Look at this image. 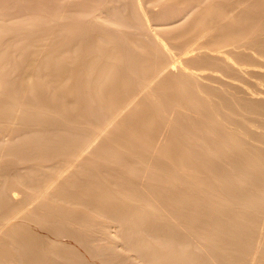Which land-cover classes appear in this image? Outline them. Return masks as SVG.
<instances>
[{
    "label": "rangeland",
    "instance_id": "1",
    "mask_svg": "<svg viewBox=\"0 0 264 264\" xmlns=\"http://www.w3.org/2000/svg\"><path fill=\"white\" fill-rule=\"evenodd\" d=\"M13 1H14V3L10 0H4V1L0 0V46L2 45L1 43L3 41L5 42L6 40H9V39H10L9 41L15 40L18 43V44L16 43V46H17L16 52L17 53H15V55H17L18 53L20 54L21 53L20 51L22 50L23 56L20 54L21 57H27V58H28V56L31 55V53L33 54L35 52V50H38V51L40 50L39 52L42 51L40 56L43 58H41V61H45L48 58L47 59L48 61L46 63L47 65L45 64L46 65L45 68L47 66L48 67L46 68V70L45 69L43 70V71H45V72H43L44 74L47 73L46 78L44 80L47 79L48 81L47 80L46 81L48 82V84L40 81L39 87L41 84L42 85L44 84L45 86L43 85V90H42V89H40V88H42V85L40 88L38 87V85H36L37 91L38 90H41V91L45 90L46 91V90H49L50 88H53L52 91H55V89H56L55 92H56V95L58 97H55V99H53L54 97L53 98H46L47 97L46 95H45V97H43L44 94L43 95L40 94V96L38 97V95H39L38 94V95H36L37 98H33V97H31L30 94L28 95V93L25 95L21 94L22 92H20V91H22V90L19 87H17V84H16L17 81L16 80L18 79L17 75L23 70V66H22L23 64H21L20 59H18V58L15 59V62H16V63L14 62L15 64L10 63L12 60L7 61V59L9 57H7L6 54L8 52L4 53L5 58L2 56L3 58L1 57V59H0V89H2L4 91H12L14 89L13 87H15L16 89L13 90L17 95V96L15 95L16 96V97H14L15 99L18 100V98L19 99L23 98L24 101L25 102L27 101L28 103L32 102V101H36V102H40V104H42V105L50 106V108L52 109L51 113H53V114H51L49 111L47 114H49L50 116L44 117L45 119H43V120H45V121L50 120L51 118H54V117L61 118L62 114H66V115H68V117H69V115L70 116L72 115V117L77 120L78 125L81 127L80 131L82 133L79 130H77L79 134H77V132H76V133H71V135L70 134L66 135V137H67L66 141L68 142V144L70 143L69 145H71V146H73L77 143L79 144V145H76V147H72V149H71V151L73 150V148L76 150V151L75 150L72 151L73 153L77 152V150L79 151V153H77L79 156V157L78 156L77 157L79 159H80L79 154H81V156H82V153H80V152H82V151H80L82 147H83L82 149H84L83 152L86 153V154L85 153H83V154H85V156H86L87 153L89 154V152H91L94 149H97L98 146H100L102 143H104V140H105L106 146H119L120 144H118V145H116V144L114 145L113 143L107 144L108 140L114 139V138L119 137V136H124L126 138V140H129L130 143L128 145L124 144V146L125 145L126 146H137V147L139 146L138 148H141L142 146H144L145 147L144 150H147V147L149 149H150V147H151V149H155L159 145L158 149H160V147L166 146V147H168L167 148L168 150L166 149L168 151V154H169V152H173L171 150H174L175 152L179 151V146H181V144L187 145V146H192V145H194V143L197 144L196 138L198 140L199 139L198 137H200V135H201V134L197 133V132H199L198 130H197V132L195 131L196 128H198V125H199V128L202 129V130L199 129L200 131H202V132H200V133H202V135H201L202 139L204 137L210 139L212 134L211 135L209 134L210 132H209V129L207 127L206 120H202V119H205L203 117V116H205V114H203L204 111L200 110V109L204 110L203 106L208 105V103L210 105H208V107H205V108H207L208 110L211 108L210 111L215 112V116H213L214 114L211 113L212 116L215 117V118H213V117L212 118H213V120L216 121V123L219 122L221 124V128H223L225 130H226V128L227 129L229 128L228 129L229 131L228 130H226V131L230 132V130H231V133L232 132L237 133L236 137L238 135L240 136V137L238 136L240 139L239 142L243 143V145L245 142H246L245 144H247L248 146L251 145L248 147L249 149L247 148L248 150L253 149V151H255V150H257V146H259L260 148L262 147V149H260L258 147V151L261 150L262 153L264 154V129H262V128H264V110H262V109H264V16H263L264 15V0H199V1L198 0H41V1L40 0H37V1L36 0H25V1L24 0H22V1L17 0L18 2L15 0H13ZM16 4H17V6H16ZM230 15H233V16H230ZM260 15H261V17H260ZM144 17H145V19H144ZM206 23L208 24V26H206L207 25ZM200 31H201V33H200ZM118 32H119V34H118ZM173 33H174V35H173ZM152 36H153V38H152ZM179 36H181L182 38ZM131 41H133V42H131ZM3 44L5 46V43H3ZM73 45H74V47L76 46L77 51H73L74 50ZM14 46H15V44H14ZM127 46H129V47H127ZM19 48H21L20 51H19ZM0 49H2V46ZM28 53H30V55ZM74 53H76V54H74ZM131 54H132V56H131ZM38 55H39V53H38ZM222 55H224V56H222ZM93 56L94 57L96 56L95 57L96 59ZM44 57H46V58H44ZM133 57H134V59H132ZM228 57H230V58H228ZM53 58H56V59L54 60ZM93 59H95V60H93ZM202 59L205 61V63ZM86 60H87V62H86ZM88 60H89V62H88ZM7 62H9L8 63L9 65L7 64ZM3 63H4V65H3ZM91 63H92V66L90 65ZM104 63H105V65H104ZM130 63H131V65H130ZM3 66H5V67H3ZM6 67H7V69H6ZM97 67H98V69H97ZM260 68H262V69H260ZM101 69H102V71H101ZM238 69H239V71H238ZM103 70H105V71H103ZM10 71L13 72V74L10 73ZM131 71H133V73ZM5 72H7L8 75ZM62 72H64V73H62ZM252 72H253V74H252ZM4 74H6V75H4ZM183 74H184V76H186L185 79H184ZM65 75H66V77H65ZM62 76H64V77L62 78ZM87 76H90L89 79ZM251 76H253V78ZM49 77H51L52 81H50L51 79ZM201 77L203 79H201ZM85 79H86V81H85ZM90 79H92L93 82ZM179 79H180V81H179ZM187 79H188V82H187ZM100 80H102L104 82L103 85L105 87L102 90L103 92L101 91L100 92L101 94L96 93V92L94 93V90L92 88H93L94 84L97 81L100 82ZM150 80H151V83H149ZM1 81H2V83H1ZM9 81L11 82L12 85H10ZM55 81H57V82H55ZM51 82L53 83V85H51L52 84ZM191 82H193V83H191ZM195 84H196V86H195ZM201 84H203L202 85L203 88H202ZM207 84H209V85H207ZM49 85L53 86V87H50ZM46 86H49V88ZM44 87H46V88L44 89ZM11 88H13V89H11ZM151 88H153V89H151ZM155 88H156V90H154ZM89 89H92L93 92L90 91ZM181 89H183L182 90L183 92L185 91L184 92L185 94L182 93ZM237 89H239V90H237ZM2 90H0V92H2ZM17 90L19 93L17 92ZM152 90L157 91L158 96H157L156 92H154V91H153L154 95L151 94ZM186 91H188V92L186 93ZM192 91H194V92L191 93ZM248 91H250V92H248ZM126 92H127V95H126ZM175 93L176 94L179 93L178 94L179 97ZM132 94H134V95H132ZM150 94L154 98L156 96L157 97L155 99H152ZM155 94H156V96H155ZM173 94H175V95L173 96ZM180 94L183 97L180 96ZM189 94L191 95L190 98H189V96H187ZM170 95H172V96L170 97ZM196 95L198 98L194 99V98H196ZM206 95H207V97H206ZM2 96L3 97H0V117H2L4 115L9 116L8 119H11V121H13V123L9 122L8 124L11 123L10 125L14 127V128L13 127H10V128H12L14 133L18 132V131H19V133H15V134H18V136H17L15 134H13V132H9L10 129H8V128L10 125L8 126V128H5V127H7L8 124L5 123L6 126H5V124H3V125L0 124V156H1L0 157V167H2L1 168L2 172L0 170V172H1L0 174H3V172L8 173L14 167L15 168L20 167V169H22V166L25 167V165H27L28 163L33 161V160L29 161V158H31L32 156L28 152L25 151L27 149H23V147H25V146L26 147L28 146V148H29V146H30L29 143H31L32 139L34 141V143H32V144L40 145V140L47 138L49 136L50 137L48 139L53 137V135H51L47 131L46 128H39L40 129L39 132L28 133V131H30V129H28V128L24 129L23 126L21 125V122L23 121L24 117H27V115H28V114L26 115L27 109L24 110L23 109L24 107H22V106L20 107L19 106L20 102L17 103V105H16V102L13 103V105H14V108H13V105H11L10 103L8 104V102L6 100V99H9L8 101H10L11 96L10 97H8V96L6 97V95H2ZM103 96H104V98H103ZM164 96H168V98L167 97L165 98ZM241 96H242V98H241ZM115 97H117V98H115ZM180 97L183 98V101H182V99H180ZM200 97H202V98L205 97V99H208V101L204 99L203 102H201L202 99ZM1 98L5 101H3ZM178 98H179V100H178ZM235 98L237 100H240V101H237ZM186 99L187 100L189 99L190 101L186 102ZM225 99H227V101H225ZM194 100H196L197 102L194 103L195 102ZM198 100L202 104L201 107L197 104L199 102ZM153 101H155V102H153ZM192 101H194V102H192ZM230 101H231V103H230ZM234 101H236V103ZM241 101H242V103H241ZM252 101L253 102L255 101L254 102L255 104ZM136 102H137V104H136ZM200 102H199V104H200ZM225 102H227V103H225ZM164 103H165V105H164ZM247 103H248V105H247ZM252 103L254 104L253 106H252ZM157 105L160 106L161 109H159V107H158V109L160 111L157 109ZM190 107H191V109H190ZM237 107H239V108H237ZM226 108H228L227 111L225 110ZM55 109H57V112H54ZM63 109H64V112H63ZM233 109H235V111ZM255 109H257L258 111ZM198 110L201 111L203 115L200 114L201 112H199ZM156 111H159L160 113L156 112ZM162 111H163V113H162ZM222 111H223V113H222ZM211 114L209 113L210 116H211ZM112 115H113V117H112ZM122 115H124V116H122ZM173 116H174V118H173ZM188 116H189V120L187 119ZM229 117H230V119H229ZM177 118H178V120H177ZM216 118L218 120H216ZM222 118H224V119H222ZM261 118L263 119V121H261L262 120ZM192 119H193V121H192ZM196 119H198V120L196 121ZM241 120H242V122H241ZM188 121L191 122L192 124L189 123ZM146 122H147V124H146ZM224 122H226V123H224ZM227 122H229L231 125L229 123L227 124ZM180 123H187L188 128L194 129V131L189 130L187 127H185L184 124H182L183 125L182 127H184L185 129H188V131L186 133H185V129H184V132L180 131V129L182 130V127L181 128L179 127ZM249 123H250V125H249ZM261 123H263V124H261ZM220 124H218V125L220 126ZM191 125H194L193 127H196V126L197 127L193 128ZM241 125H242V127H241ZM246 125H247V127H245ZM126 127H128L132 131H130ZM137 127H139V128H137ZM238 127H241V128H238ZM247 128H248V130H246ZM150 129H151V131H150ZM15 130H17V131H15ZM101 130H103V131H101ZM157 130H159V131H157ZM251 130H253V131H251ZM260 130H262V131H260ZM23 131H26L27 134L22 136L21 132H23ZM162 131H163V133H162ZM166 131L168 134L166 133ZM190 131H191V134L189 133ZM243 131H246V133ZM247 131H248V133H247ZM195 132L197 133V137H195L196 135H194V134H196ZM241 132H243V133H241ZM257 132H259V133H257ZM187 133H189L188 136L189 135L191 136V137L189 136V138L191 140H193V141H189L190 144L188 142H186L187 144L184 143L185 141L190 140V139H188V136L186 135ZM254 133L256 134V136ZM261 133H263V134H261ZM81 134H82V136H81ZM88 136L92 137V138L89 139ZM163 136H165V137H163ZM98 137H100V138H98ZM178 137L181 138L182 142H180L181 140ZM185 137H187L188 140L183 141ZM14 138H16V139H14ZM176 138L178 139V141L176 140ZM241 138H243V139H241ZM12 139H13V141H12ZM139 139L141 142L139 141ZM36 140H39V142H36ZM54 140H57V139H54ZM131 140H133V141H131ZM174 140H176V141H174ZM14 141H15V143H13ZM247 141H248V143H247ZM74 142H75V144H73ZM178 142H180L181 144ZM251 142H252V144H250ZM135 143H138V144H135ZM155 143H156V145H154ZM191 143H192V145H191ZM12 144H14V146L18 147V148L22 147L21 149H23L25 152H22V153H21V151L9 152L7 149L10 146H13ZM149 144H150V146H149ZM173 144H174V146H173ZM176 144H178V145H176ZM199 144H202V143H199ZM85 145H86V147H85ZM121 145L123 146V144H121ZM46 146H50V144H48ZM64 146H66V145H64ZM77 146L79 148H77ZM101 146H105V144L104 145L102 144ZM175 146L176 147L178 146V148H175ZM36 147L42 148L40 146H36ZM87 147H89V149ZM219 147L220 148H218V147L214 148V151L216 149V151L218 150L217 153L219 151H220V153L222 151H224V153H225V150H226L225 154L227 155V152L230 149L227 147V144L225 147L224 146H219ZM223 148H224V150H223ZM85 149L86 150L88 149V150L86 151ZM112 150H113V148H112ZM142 150H143V148H142ZM115 151L117 152L118 150H115ZM120 151L121 150H119L118 152L121 153ZM125 151L126 150L123 151L124 152L123 154H125ZM208 151H206V152L207 153L212 152V151H209V152ZM73 153H72V155L71 154L68 155V153L66 154V155H68V157L66 156V158H71L72 163L76 162V161H73L74 159H72V157L75 158L74 156L76 155ZM207 153H206V155L208 156ZM218 154H216V156ZM210 155H211V157H214V161L215 162L218 161L217 163L219 164L220 161L216 159L218 157H215V154L214 155L210 154ZM89 156H91V155H89ZM84 157H81L80 160H82V158L84 159ZM86 157H88V155ZM211 157H209V158H211ZM224 157H225V155L223 156V154H220L218 159L223 158L221 161L222 163L221 162L220 163L226 167L225 162H224L225 161ZM76 159L77 158H75V160ZM206 159H207L206 165H209V166L211 165V167L213 164L217 165V164H215V162L212 163L213 161H210L212 164H208L209 159L207 157H206ZM67 160L70 161V159H66L64 162H66ZM211 160H213V159H211ZM193 161L195 162L194 158H193ZM101 162L105 163L106 161L101 160ZM194 162H192V165ZM22 164H24V165H22ZM61 164L62 165L65 164V166L60 165V168L58 166L59 169H61V167H62V171L57 168L56 171L59 170L57 172V174H56V171H53V172H55V175H57V177L56 176L54 177V174L52 173L53 177H51V178H53V180H54V178L56 179L59 176L61 178V175H62V179H63V177L65 178L66 177L65 175L68 174V173L67 174H65V173L67 171L69 172L68 169L70 168V166H71V168L72 167L74 168V166H75L74 164L68 163V161L66 163H61ZM72 165H74V166H72ZM222 165L219 164L217 166H222ZM227 165H229V164H227ZM66 166H67V168L69 166V168L67 169ZM196 166L197 165H195V167ZM63 167L67 171L64 170ZM136 167L132 168L131 171L128 168L127 172H130V174L132 173L131 175H133L134 173H137V175L136 174L135 175L139 176V177H137V179L139 178L140 181L148 180L149 175L147 176V172H146L147 170L146 171L144 170L145 167L140 166L141 168H143V171H145V172H143V174H142V169L139 167L141 169V171H140V169L138 167H137L138 168L137 169ZM10 168H12V169H10ZM73 168L70 169V171L74 170ZM199 168L194 169V167H193V169H194L193 171H195V170L199 171L201 169L202 173H204V174H205V172L206 173L209 172L208 169L207 170L205 169V172H204L202 167L200 169ZM227 168H228V170H231L229 168V166H227ZM63 170L66 172H64ZM138 170L141 172V174L138 173L139 172ZM201 170L199 171L200 173H201ZM190 172H191V175L186 178V179L190 178L188 185H187V182H185V184H183L184 182L182 183V180H184V179L175 180L176 182L173 185L177 184L178 187H180V188L182 186H183L182 188H184V187L186 188V186L187 187L190 186V188L189 187L188 188L190 189V191L192 189L193 195H194L195 193H198V192L195 189H193V187L198 188L199 186H201L199 184V183H201V180L203 182L204 179L207 180L210 176H209V174H205L208 177L206 176L207 178L205 177L203 179V177L205 175L202 174L203 176L202 175L200 176L199 175L200 173L196 172V174L198 173L197 175H199V177H198L196 174L193 173L195 178L197 177L196 179H199L200 180L199 181V180H196L194 177L192 179V177H191L192 176V170ZM60 173H62V174L59 175ZM69 173H72V171ZM63 174H65V175H63ZM49 175L51 176V174H49ZM49 175H48V178L50 177ZM69 175L70 174H68L67 177ZM128 175H129V173H128ZM141 175H143V177ZM46 179H47V177H46ZM194 179L196 182L194 181ZM210 179H211V177H210ZM50 180L51 181H49V179H48L47 183L51 182L52 185H50V184L49 185L52 187L55 186V185H53V184H55V182H54L55 180L53 181L54 183L52 182V179H50ZM58 180L59 179H57V181ZM211 180H209V179L207 180L208 184L206 182V186L207 185H209V186L213 185L215 179L212 180L213 183H210ZM46 181L44 183L46 184V186H49L46 183ZM177 181H180L181 184H183V185L180 186L181 184L179 182L177 183ZM190 181H192V182H190ZM197 181H198V184H197ZM193 182H195V183H193ZM216 182L217 181H215V183ZM191 183H193L192 184L193 186L191 185ZM11 184L12 185L14 184L16 186L17 183L16 182L10 183V184L8 183L7 186L5 185V187H7V188L9 187L8 189L7 188H5V189L7 190V192L9 194H11V196H10L11 197L10 199L12 200L11 204L16 205V206L19 205V207L21 208V210H20V208L19 209L16 208L17 209L16 212H18V214L15 213V215H17V216L20 215L19 218H21L22 217L21 215H24V213H22V212H25V213L30 212V214L33 211H34V213L36 212L39 214L42 212L46 213L45 212L46 209L42 208L41 207L42 205H40V202L36 201L35 195L33 197L31 196L33 198L32 199L30 197V195L29 196L27 195L28 193H25L26 191H23L24 188L22 189L19 186L15 187L14 185L12 186ZM195 184H197V185L195 186ZM191 186H192V188H191ZM204 186H205V184H204ZM178 187H176V188H178ZM188 188H186V190L184 189V193L182 191H181L182 193L179 192L181 195L176 194V197L178 196L179 198L177 197V199H175V197H174L175 201L174 200L173 201H174V203L176 202L175 204L179 205L178 206L179 211L185 212L187 210L186 209L187 207H189V209L191 207H192V209H195L192 205H191V207H190V205L185 207L186 205H184V204H186V203H184V202L185 201L192 202V201H194L195 197H198L200 199L199 196L202 193L199 190L200 187L197 189L199 191L198 195L199 194L200 195L195 196L193 199L191 198L193 196L188 198L190 195L188 196V193L185 192V191H189ZM204 188L205 187H203V189ZM207 188L202 190V186H201L202 191H205ZM11 189L14 192L13 191H12V193L9 192V191H11ZM15 189H16V191H15ZM194 191H196V192L194 193ZM206 193L207 192H205L204 194L207 195L208 193L207 194ZM24 194H26V196H28V198H31V199H28ZM189 194H190V192H189ZM12 195H14V196H12ZM182 195H184V197H186L188 199L184 201L185 198ZM203 195H201L202 201H204V199H206L207 196L210 194H208L207 196H204L206 198H203L202 197ZM218 195H220V194H216L217 197H220ZM180 196H182L181 197L182 199L180 198ZM216 196H214V197H216ZM12 197L15 198V201L17 200L16 203L13 200L14 198H12ZM217 197H216V199H218ZM180 199L183 201V203L178 204V202H181ZM191 199H192V201H191ZM196 200H195V202H199ZM154 201L158 204L159 208L161 207L159 209L160 213H163L166 215V213L168 214L171 212L172 215L174 214L173 215L174 217L176 216L174 218V217H172L171 214L170 215L168 214V217L169 218L171 217V222H173L175 220L173 223L178 224V225L176 224V226H178L177 229L178 228L182 229L181 227H183V229L185 228L184 231L182 230L183 232H185V233L189 232L188 238H190L189 239L190 243H191L190 246L193 249H195V250L197 249L200 252H203L202 251V249H203V250H205V252H204L205 254L209 252L208 255L210 256V259L208 256V258H206V260L208 259V261L212 262L213 264H217V261H218V264H219L218 258L216 257L217 260H215V255H212L214 253V252H212L213 248L211 251V249L209 247L211 246V243L215 239V236H216V238L219 237L220 239H222L221 235L222 234L224 235V232H225V230L222 229L223 226H222V228H219L220 230L216 229V231L218 232V230H219L220 233L223 231L221 234L217 233L214 230H213L214 233H212L213 231H210V230H212L213 227L211 229V225H208L210 227V229H209V227L207 226V230H208L207 233L208 232L211 233L210 235L215 234V236L213 235L214 237H212V239L210 236H207V237H210V239H211V240L209 239V242L211 241V243H207L208 241L206 239H208V238L207 237L205 238V235H203L204 232L201 233L200 235H197V236L203 235L204 237H196V234L189 230V228L190 229L193 227L195 228V225L193 224L194 226H192L191 223L195 222V221L197 222V220H199V219L201 220L202 215L205 214V213L203 214V210L202 211L200 210L201 209L200 207L195 209V210H197L196 211L197 214L195 213L194 210H190V211H194V213L196 214V215L193 213H192L193 215L191 214L193 217L195 215L194 220H195V218L197 219V217L200 216L199 219H197L195 221H192L193 219L191 220L192 217L190 215V211H188L189 213L187 212L188 213V222H187L188 225L186 224V222H184L188 227L190 226L187 229V226L185 227V225L182 221H181V223L183 225L179 222L180 219H178V218H180V217H178L175 214V213H177V210L174 209V207H176L177 205L173 204L174 207H171V208H173V210H176L174 212L171 209L173 211V213H172V211L170 210V208L167 205H165L167 207L164 206V208H163L164 204L160 205L164 202L163 196H161L160 198H157L154 196ZM23 204H25V205H23ZM191 204H193V203H191ZM218 206L219 205L217 204V207ZM29 207H30V209H29ZM162 208H163V210H162ZM214 208H216V207L214 206ZM221 208H222V206H221ZM221 208H219V210ZM22 209H23V211H22ZM24 209H26V210H24ZM27 209H29L30 211H28ZM31 209H32V211H31ZM252 209H254V208H252ZM15 210L14 211L10 210L11 212L10 213L7 212V215H8V213L9 214H11L12 212L14 213ZM213 210H214V212H216L215 209H213ZM216 210H217V212H216L217 214H221V212H222L221 210L219 212H218V209H216ZM229 210H230V208H229ZM236 210H239V208L237 207V209H235V211ZM6 211H8V210H6ZM232 211H234V210H232ZM253 211H251L250 213L254 214ZM255 211H257V210H255ZM262 211L263 210L260 211L261 215L259 214V212H257V214L255 213L256 215L259 214L258 216L260 218L258 220L259 224L257 226H256V223L254 221L255 225L253 228L256 227L257 230H255L256 228L253 230H255L257 232L252 231L251 230L252 226H250V228H249L248 227L249 225L247 223L245 225L244 221H243L244 223H242L241 225L238 226V223H236L237 224L236 225L235 224V222H237L236 219H234L235 222L233 221L234 225H232L231 221L228 224H224L225 227H230V228H231V225L233 227L236 225L238 227V229L241 227L243 228V226L245 225L249 229V235H252V233L255 232L257 235H252V237H253V238L251 237L252 240H249V238H247V240L245 239L247 243L249 241V243H250L249 245L251 246V248L253 250H250V248H248L249 245H247L246 242H244L245 240L243 238L248 237V235L246 234L247 236H244L245 235L244 233L247 230V228L245 229V231L243 228V232H244L243 234L244 235L243 234L242 235L244 237L242 236L241 238L244 241H242V242L245 243L244 246L247 245V249L250 250L251 252L250 251H249V253L244 252L246 254V257H245V254L243 252L242 253L240 252L241 256L244 257V258H242L240 256V254H238L239 251L237 252V249H238L237 247L240 246L239 243L241 241L239 243L236 242V241H239L240 237L237 238L236 241H234L235 238L232 239L230 237V240L232 239V241H234L233 243L238 244V245L235 244V248H234V246L232 245V242L228 239L229 236L227 235V237H223V240H221V241L219 240V238L216 240H217V242L219 241V242L223 243L222 241H225V239H227V243L229 242L228 245L231 244L234 251H231L232 249L231 250L227 249V247H230V246H226V244L224 245V243L223 244L219 243V246L221 245V248H223V252H222L221 248L219 249V250H221L220 252H222V254H219L220 256L226 255L228 257V255H230L232 257V255L235 254V255H237V257L233 256V259L237 260L238 257H239V259H243V260H238L237 262L234 261L233 262L234 264L235 263L236 264H245L246 262H247L246 264H264V253L262 252V251H264V248H263L264 247V244H263L264 243V238H263L264 237V235H263L264 234V231H263L264 230V220H263L264 216L262 215ZM19 212L21 214H19ZM13 213L11 214L12 217L14 215ZM205 215H206V217H205ZM205 215L202 219L203 221H204V218H208L207 217L208 215L207 214H205ZM17 216L15 218H17ZM251 217H252V220H250L248 218L250 221H253V219L256 218L255 215H254V218H253V215H251ZM19 218L15 219V221L19 220ZM172 219H173V221H172ZM181 219H182V217H181ZM248 219H247V221H248ZM200 220L197 223L202 222ZM205 220H207V219H205ZM196 222H195V224L197 225ZM260 222H262V224H260ZM2 223H0V224H2ZM25 223L26 224L22 225V226H24L22 228L24 229L26 226H28V228H26L27 230L32 228L31 229L32 231L30 232L31 234L33 233V231L34 232L36 231L35 233H37V234H40V233L45 234L46 233L48 236L53 238L54 243H56L57 245L53 243L52 246L50 245L51 248H48V249H49V252L51 251V254L53 253V255L50 254L51 257L55 255L54 253L57 250H62V252L60 251L61 253L59 252L61 258L59 257V255L57 256V254H56V256L61 260L60 261L57 258V260H59L58 261L59 263L60 262L63 264L67 263V259L70 257V259H68L69 261L67 263V264H70L73 261V258H74V261H76L80 256L81 257L83 256V259H84L83 261H85V263H88V264H91L92 262H93L92 264H96V263L97 264H113L115 261L116 262L114 264H117L118 262H120L119 264H121V263L125 264L123 262H126V261L128 262V264L129 263L130 264L131 263L132 264L133 263L138 264L137 261L140 262L139 264H149V263H145V261H143V260H140L136 256H132V253L134 250L129 251L131 256H127V251H126L127 249L125 251L123 250L124 253L121 251V249H119L121 252L119 250H117V251H119L120 253H123L124 256L126 255L127 259L124 261H121L124 258L123 259L122 258H116L115 254H113V251H111V250L115 249V251H116V249H118V247H120V246H122V248H124V245H123V243H122V245H120L121 239H120V237H118V234H117L118 232L116 233V230L114 231V229H116V228H114L111 225L113 227V229H112V227H110V224H107V225H105L106 223L104 224V228H107L108 231H106L107 229L106 230L104 229L105 232L102 230L101 233L103 232V234L96 233V232H99L101 230V229L99 230L98 227L95 228V227L81 226V228H82L81 229L79 225H76V226L71 225L72 228L69 225L68 226L65 225L64 228L63 227L60 228L62 230V233H61V231L58 230L59 232L54 231V233L57 232V235H53L52 233L47 232V228L45 231V227H43L42 224H41L42 227L40 225V227H41L40 228L39 225H37L35 222H31V221L29 222L28 220H25ZM27 223H29V224L27 225ZM251 223H253V222H251ZM251 223H249V224L251 225ZM3 224L5 225V223H3ZM3 224L1 226H3ZM175 224H173V225L175 226ZM199 225H200V223H199ZM199 225H197V226H199ZM74 226L77 229L80 228L79 231H81V232H84L83 227H85L84 233H87V235L90 236L89 239L86 238L88 236L84 237V234L80 235L81 233H79L77 235H72V237H70L71 235H68V234H71V233L76 234V232L77 233L79 232L77 229L75 230ZM77 226H79V227H77ZM176 226H175V228H176ZM6 227H7V225L4 226L3 229L2 228L0 229L1 235L3 234V232H5L3 230H8L7 232L9 234L10 233L14 234V235L10 234L12 238H13V236L15 237L12 239L13 242H14V240H16V238H18V240H19L20 238L23 237V235L21 233H18V235L16 234L17 230L15 231L12 229L13 231H15V233H14L12 230L9 231V229L11 227L9 229H8V227L6 229ZM66 228H68V229L65 232ZM86 228H87V231H86ZM242 228H241V230H237L236 227L234 229H236L237 231H240V233H241ZM63 229H65V230H63ZM180 229H178V230H180ZM204 229H206V228H204ZM88 230L91 233L93 231L94 232L96 231L94 234L95 236L93 234L90 235ZM185 230H187V231H185ZM68 231H70V233H68ZM203 231H205V230H203ZM58 233H60V235H58ZM66 233H68V234L66 235ZM207 233H205V234H207ZM240 233L238 232V234H240ZM5 234L6 233H4L2 236L0 235L1 236L0 239L5 238L6 235L8 236V234H6V235ZM19 234H21V236H19ZM107 234L109 236H107ZM111 234L116 236V238L117 237L118 238L116 239ZM218 234H220V235L218 236ZM104 235H106L107 238L108 237L109 238L108 239L105 238L106 236H104ZM207 235H209V234H207ZM74 236H76V237H74ZM111 236L113 238H111ZM11 237H9L10 239L8 238L9 241L11 240ZM81 238H83V239H81ZM202 238L203 239L205 238V239L203 240ZM259 238H261V239L259 240ZM110 239H113L115 245H114L112 240H111L112 242L110 241ZM198 239H199V241H198ZM115 240H117V241H115ZM56 241L57 242L59 241L58 242L59 244ZM85 241L86 242L90 241V242H88L89 243L88 244ZM16 242H18V241L16 240L15 244H12V246H14V249L16 247L15 245H18V243L16 244ZM20 242H22V241H20ZM26 242H27V240H24L23 243H21L22 245L20 247L19 246L18 247L21 248V249H19V252L21 251L20 258L27 261V263L30 260L31 261L29 263H31L32 261H34V259L36 257L37 258L39 257L38 258V259H40L39 261H41V259L45 260L46 257H48V256L45 257V254H44V257H42L41 254H38V256H36V257L32 256V255H31V257H29V255L32 254L31 251H30V254H27L28 256L23 255L22 252L25 249L24 247H26V249H28V247L31 245V244H29V246H28L29 240H28V243H26ZM65 242H67V243H65ZM110 242L112 243V246H111ZM257 242H259V243H257ZM61 243H63V244L65 243V244L61 245ZM102 243H105L106 245L102 244ZM24 244H27V246ZM91 244L95 248L91 246V248H92L91 249L90 247L87 246V245L90 246ZM101 244H102V246H101ZM107 244H109L111 248L116 247L117 245H119V246H117L116 248H112L111 250H108L109 246ZM203 244H205L210 250L206 251V249H208V248ZM207 244H210V246H208ZM243 244H242V246H243ZM74 245H76V246H74ZM200 245H201L202 249H201ZM54 246H56V247H54ZM204 246L206 249L203 248ZM244 246H243V248L246 249ZM66 248H67V250H66ZM73 248H75L74 250L77 252V254H79V252H80V254H81V252L83 254V255L82 254L79 255L78 258L76 255V260H75V257L73 256V254H76L75 251L72 250ZM225 248L228 251H230V252H227L229 254H225L226 253ZM105 249H107V250H105ZM189 249H191V248H189ZM242 249H241V251H242ZM64 250H65V252H63ZM104 250L107 252V254ZM26 251H24L25 254H26ZM66 251H67V255H66ZM99 251L100 252L102 251V252L100 253ZM110 251L112 252L113 255L111 254ZM214 251H216V250H214ZM94 252H96V253H94ZM98 252L100 253V255ZM129 252H128V254H129ZM220 252H218V253H220ZM27 253H28V251H27ZM216 253H217V251H216ZM250 253H252L251 256H250ZM259 253H261V254H259ZM21 254L23 255L22 257H21ZM33 254L37 255L36 253H33ZM95 254H98L97 257ZM63 255H65V256H63ZM84 255H85V257H84ZM133 255H134V253H133ZM135 255H137V254H135ZM110 256H113V257L115 256V257L113 259V257H110ZM224 256H221L223 261H224V259H226V258H224ZM131 257H133V258H131ZM231 257H228L227 258L228 260H225V262L227 263V261H229L228 262V264H229L231 261V260H229V258L231 259ZM32 258H33V260H32ZM43 258H45V259H43ZM129 258H130V260H129ZM135 258H138V260ZM256 258H258V259H256ZM27 259H29V260H27ZM86 259H87V262H86ZM132 259L134 262L132 261ZM233 259H232V261H233ZM64 260H66V261H64ZM88 260L91 263H89ZM106 260H107V262H106ZM17 261H19V260L17 259ZM20 262H21V260H20ZM127 262H126V264H127ZM141 262H143V263H141ZM238 262H240V263H238ZM241 262H243V263H241ZM212 263H210V264H212ZM233 263H231V264H233Z\"/></svg>",
    "mask_w": 264,
    "mask_h": 264
},
{
    "label": "bare ground",
    "instance_id": "2",
    "mask_svg": "<svg viewBox=\"0 0 264 264\" xmlns=\"http://www.w3.org/2000/svg\"><path fill=\"white\" fill-rule=\"evenodd\" d=\"M2 1H4V0H2ZM10 1H12L13 3H14V1L13 0H10ZM15 1H17V0H15ZM19 1V0H18ZM17 1V2H18ZM22 1V0H21ZM25 1V0H24ZM37 1V0H36ZM41 1V0H40ZM199 1V0H198ZM95 2V1H94ZM39 4V3H38ZM42 4V3H41ZM246 4V3H245ZM15 5V4H14ZM16 6H17V4H16ZM139 7V6H138ZM137 7V8H138ZM205 8V7H204ZM149 9V8H148ZM190 9V8H189ZM249 9V8H248ZM150 10V9H149ZM148 10V11H149ZM152 11V10H151ZM225 11V10H224ZM236 11V10H235ZM101 16V15H100ZM143 16V15H142ZM176 16V15H175ZM230 16H233V15H230ZM264 16V15H263ZM206 17V16H205ZM260 17H261V15H260ZM97 19V18H96ZM144 19H145V17H144ZM183 19V18H182ZM69 20V19H68ZM251 20V19H250ZM192 21V20H191ZM249 21V20H248ZM252 21V20H251ZM101 22V21H100ZM207 22V21H206ZM219 22V21H218ZM236 22V21H235ZM253 22V21H252ZM143 23V22H142ZM160 23V22H159ZM62 24V23H61ZM145 24V23H144ZM207 24V23H206ZM249 24V23H248ZM143 25V24H142ZM147 25V24H146ZM213 25V24H212ZM144 26V25H143ZM206 26H208V24L206 25ZM147 27V26H146ZM152 27V26H151ZM211 27V26H210ZM71 28V27H70ZM159 28V27H158ZM166 28V27H165ZM207 28V27H206ZM64 29V28H63ZM155 29V28H154ZM189 29V28H188ZM6 30V29H5ZM245 30V29H244ZM192 31V30H191ZM102 32V31H101ZM110 32V31H109ZM122 32V31H121ZM126 33V32H125ZM200 33H201V31H200ZM118 34H119V32H118ZM154 34V33H153ZM161 34V33H160ZM205 34V33H204ZM126 35V34H125ZM173 35H174V33H173ZM117 36V35H116ZM201 36V35H200ZM65 37V36H64ZM94 37V36H93ZM179 37H181V36H179ZM221 37V36H220ZM257 37V36H256ZM121 38V37H120ZM129 38V37H128ZM152 38H153V36H152ZM182 38V37H181ZM190 38V37H189ZM93 39V38H92ZM95 39V38H94ZM127 39V38H126ZM130 39V38H129ZM167 39V38H166ZM225 39V38H224ZM10 40V39H9ZM9 40H6L5 42L3 41L1 44V46H2V49H0V59H1V57L3 56L4 57V53L6 52H8L6 55H7V57H9L8 59H7V61L8 60H12L10 63H14L15 62V59L16 58H18V59H20V62H21V64H23L22 66H23V70L17 75V77H18V79L16 80L17 82H16V84H17V87H19L22 91H20V92H22L21 94H23V95H25V94H27L28 93V95L30 94L31 95V97H33V98H37L36 97V95H38V97L40 96V94H44V96L43 97H45V95L47 96L46 98H53V99H55V97H58L57 95H56V89H55V91H52V89L53 88H50L49 90H44V91H41V90H38L37 91V86L36 85H38V87H39V84H40V81H42V82H44V83H47L48 84V80L46 81V80H44L45 78H46V75H47V73L46 74H44L43 72H45V71H43L44 69L46 70V68L48 67H46L45 68V66L47 65L46 63H47V59L45 60V61H41V58H43V57H41L40 55H41V53H42V51L41 52H39L38 50H35V52L32 54L31 53V55H30V53H28L30 56H28V58L27 57H21V55H22V50H21V48H19V51L21 52L19 55L17 54V55H15V53H17L16 52V48H17V46H16V41L15 40H13V41H9ZM122 40V39H121ZM131 40V39H130ZM133 40V39H132ZM202 40V39H201ZM134 41V40H133ZM133 41H131V42H133ZM199 41V40H198ZM253 41V40H252ZM38 42V41H37ZM83 42V41H82ZM197 42V41H196ZM242 42V41H241ZM3 43H5V46H4V44ZM170 43V42H169ZM173 43V42H172ZM176 43V42H175ZM259 43V42H258ZM14 44H15V46H14ZM18 44V43H17ZM80 44V43H79ZM130 44V43H129ZM132 44V43H131ZM236 44V43H235ZM239 44V43H238ZM242 44V43H241ZM125 45V44H124ZM208 45V44H207ZM253 45V44H252ZM255 45V44H254ZM1 46H0V48H1ZM193 46V45H192ZM202 46V45H201ZM5 47V48H4ZM73 47H74V45H73ZM72 47V48H73ZM127 47H129V46H127ZM133 47V46H132ZM172 47V46H171ZM170 47V48H171ZM69 48V47H68ZM103 48V47H102ZM122 48V47H121ZM185 48V47H184ZM187 48V47H186ZM203 48V47H202ZM71 49V48H70ZM181 49V48H180ZM42 50V49H41ZM56 50V49H55ZM68 50V49H67ZM72 50V49H71ZM70 50V51H71ZM105 50V49H104ZM183 50V49H182ZM262 50V49H261ZM18 51V52H19ZM37 51V52H36ZM73 51H77L76 50V46L74 47V50ZM116 51V50H115ZM246 51V50H245ZM117 52V51H116ZM191 52V51H190ZM38 53H39V55H38ZM71 53V52H70ZM110 53V52H109ZM74 54H76V53H74ZM138 54V53H137ZM239 54V53H238ZM129 55V54H128ZM23 56V55H22ZM25 56V55H24ZM131 56H132V54H131ZM136 56V55H135ZM141 56V55H140ZM222 56H224V55H222ZM253 56V55H252ZM2 57V58H3ZM47 57V56H46ZM46 57H44V58H46ZM73 57V56H72ZM87 57V56H86ZM94 57V56H93ZM96 57V56H95ZM94 57V58H95ZM129 57V56H128ZM142 57V56H141ZM5 58V57H4ZM124 58V57H123ZM209 58V57H208ZM226 58V57H225ZM228 58H230V57H228ZM54 60L56 59V58H53ZM96 59V58H95ZM95 59H93V60H95ZM132 59H134V57L132 58ZM131 59V60H132ZM201 60V59H200ZM203 60V59H202ZM91 61V60H90ZM136 61V60H135ZM198 61V60H197ZM204 61V60H203ZM250 61V60H249ZM9 62H7V64L9 63ZM18 62V61H17ZM45 62V63H44ZM86 62H87V60H86ZM88 62H89V60H88ZM92 62V61H91ZM6 63V62H5ZM16 63V62H15ZM14 63V64H15ZM56 63V62H55ZM85 63V62H84ZM93 63V62H92ZM92 63L90 64L91 66H92ZM97 63V62H96ZM204 63H205V61H204ZM255 63V62H254ZM46 64V65H45ZM86 64V63H85ZM242 64V63H241ZM3 65H4V63H3ZM9 65V64H8ZM7 65V66H8ZM79 65V64H78ZM96 65V64H95ZM104 65H105V63H104ZM103 65V66H104ZM130 65H131V63H130ZM16 66V65H15ZM89 66V65H88ZM87 66V67H88ZM186 66V65H185ZM194 66V65H193ZM227 66V65H226ZM250 66V65H249ZM3 67H5V66H3ZM84 67V66H83ZM138 67V66H137ZM189 67V66H188ZM228 67V66H227ZM230 67V66H229ZM233 67V66H232ZM247 67V66H246ZM259 67V66H258ZM2 68V67H1ZM75 68V67H74ZM213 68V67H212ZM255 68V67H254ZM6 69H7V67H6ZM97 69H98V67H97ZM135 69V68H134ZM168 69V68H167ZM228 69V68H227ZM237 69V68H236ZM260 69H262V68H260ZM90 70V69H89ZM94 70V69H93ZM132 70V69H131ZM76 71V70H75ZM91 71V70H90ZM89 71V72H90ZM101 71H102V69H101ZM103 71H105V70H103ZM115 71V70H114ZM140 71V70H139ZM192 71V70H191ZM238 71H239V69H238ZM251 71V70H250ZM66 72V71H65ZM77 72V71H76ZM75 72V73H76ZM132 73H133V71H131ZM167 72V71H166ZM199 72V71H198ZM5 73H7V72H5ZM10 73H12L13 74V72H11L10 71ZM62 73H64V72H62ZM121 73V72H120ZM142 73V72H141ZM154 73V72H153ZM193 73V72H192ZM246 73V72H245ZM70 74V73H69ZM68 74V75H69ZM104 74V73H103ZM107 74V73H106ZM131 74V73H130ZM252 74H253V72H252ZM4 75H6V74H4ZM3 75V76H4ZM7 75H8V73H7ZM63 75V74H62ZM67 75V76H68ZM84 75V74H83ZM90 75V74H89ZM158 75V74H157ZM168 75V74H167ZM255 75V74H254ZM2 76V75H1ZM152 76V75H151ZM183 76H184V74H183ZM202 76V75H201ZM245 76V75H244ZM16 77V78H17ZM48 77V76H47ZM64 76H62V78H63ZM65 77H66V75H65ZM88 77V79H89V77L90 76H87ZM145 77V76H144ZM159 77V76H158ZM204 77V76H203ZM210 77V76H209ZM252 78H253V76H251ZM250 77V78H251ZM255 77V76H254ZM8 78V77H7ZM50 79H51V77H49ZM103 78V77H102ZM186 78V76H184V79ZM192 78V77H191ZM195 78V77H194ZM205 78V77H204ZM227 78V77H226ZM87 79V80H88ZM101 79V78H100ZM107 79V78H106ZM141 79V78H140ZM173 79V78H172ZM183 79V80H184ZM201 79H203L202 77H201ZM58 80V79H57ZM91 81H92V79H90ZM94 80V79H93ZM99 80V79H98ZM123 80V79H122ZM182 80V79H181ZM192 80V79H191ZM8 81V80H7ZM50 81H52V79L50 80ZM49 81V82H50ZM84 81V80H83ZM85 81H86V79H85ZM95 81V80H94ZM102 80H100V82L99 81H97L95 84H94V86H93V90H94V93L96 92V93H100L102 90H103V88L105 87L103 84H104V82L102 83L101 82ZM108 81V80H107ZM140 81V80H139ZM179 81H180V79H179ZM198 81V80H197ZM196 81V82H197ZM10 82V81H9ZM55 82H57V81H55ZM67 82V81H66ZM93 82V81H92ZM183 82V81H182ZM185 82V81H184ZM187 82H188V79H187ZM207 82V81H206ZM252 82V81H251ZM1 83H2V81H1ZM52 83V82H51ZM59 83V82H58ZM107 83V82H106ZM149 83H151V80H150V82ZM153 83V82H152ZM186 83V82H185ZM191 83H193V82H191ZM202 83V82H201ZM211 83V82H210ZM209 83V84H210ZM46 84V85H47ZM68 84V83H67ZM92 84V83H91ZM209 84H207V85H209ZM10 85H12L11 84V82H10ZM9 85V86H10ZM42 85V84H41ZM41 85H40V87H41ZM44 85V84H43ZM43 85H42V88H40V89H42L43 90ZM51 85H53V83L51 84ZM148 85V84H147ZM188 85V84H187ZM203 84H201V86H202ZM212 85V84H211ZM221 85V84H220ZM251 85V84H250ZM45 86V85H44ZM50 86V85H49ZM49 86H46V87H48L49 88ZM154 86V85H153ZM190 86V85H189ZM195 86H196V84H195ZM200 86V85H199ZM246 86V85H245ZM46 87H44V89L46 88ZM50 87H53V86H50ZM90 87V86H89ZM182 87V86H181ZM249 87V86H248ZM252 87V86H251ZM14 89H16L15 87H13ZM13 88H11V89H13ZM65 88V87H64ZM154 88V87H153ZM153 88H151V89H153ZM169 88V87H168ZM202 88H203V86H202ZM212 88V87H211ZM240 88V87H239ZM246 88V87H245ZM250 88V87H249ZM248 88V89H249ZM13 89V90H14ZM92 89H89L90 91H92L93 92V90ZM149 89V88H148ZM199 89V88H198ZM0 90H2V89H0ZM12 90V91H13ZM154 90H156V88L154 89ZM154 90H152V93L151 94H153L154 95V93H153V91ZM183 89H181V91H182ZM186 90V89H185ZM189 90V89H188ZM237 90H239V89H237ZM243 90V89H242ZM4 91V90H2V92H0V97H3L2 95H6V97L8 96V97H10V101H8L9 99H6L7 100V102H8V104L10 103L11 105H13V103H15L16 102V105H17V103H19V106L21 107H24L23 109L25 110V109H27V112H26V115H27V117H24V119H23V121L21 122V125L23 126V128L25 129V128H28V129H30V131H28V133H30V132H39L40 131V129L39 128H46L47 129V131L51 134V135H53V139L52 138H50V139H48L49 137H47V138H44V139H42V140H40V145H38V144H32V143H34V141H33V139L31 140V143H29V148H28V146L26 147H23V149H27V150H25L26 152H28L32 157V159L31 158H29V161H32V162H30V163H28L27 165H25V167L24 166H22V169H20V167H18V168H10V169H12L10 172H3V174H0V223H5V225L3 224V226H1L2 224H0V229L2 228L3 229V227L4 226H6L7 225V227H8V229H9V231H11L12 229L13 230H17V235H18V233H21L22 235H23V237L22 238H20L19 240H18V238H16V240L18 241V242H16V244L18 243V245H15L16 247H15V249H14V246H12V244H15V241L16 240H14V242H13V238H15L14 236H13V238L11 237V235L10 234H12V233H8L7 231L8 230H3V231H5V232H3V234L4 233H6V234H8V236L6 235H4L5 236V238H1L0 239V264H28L30 261H28V263H27V261H25L24 259H22V258H20V253H21V251L19 252V249H21V248H19L22 244L21 243H23V241L24 240H27V242L26 243H28V240H29V243H28V246H29V244H31L29 247H28V249H26V247H24L25 249L23 250V255H26V256H28L27 254H30V251L32 252V254H30L29 255V257H31V255L32 256H38V254H41L42 255V257H44V254H45V257L46 256H48V257H46V259L45 258H43V259H45V260H42L41 259V261H39L40 259H38L37 257V259L35 260L34 259V261H32L31 263H29V264H63V263H59L58 261L60 260L57 256L59 255V257H60V253L62 252V250H57L54 254V256H50V254H51V251L49 252V249L48 248H51V246H52V244L54 243V240H53V238L52 237H50V236H48L46 233L45 234H37V233H35L34 231H33V233L31 234L30 232L32 231L31 229L32 228H30V229H26V228H28V226H26L24 229L22 228V227H24V226H22V225H24V224H26L25 223V220H28L29 222L31 221V222H35L37 225H39V227H40V225L42 224L43 225V227H45V231H46V228H47V232L48 233H52L53 235H57V232L56 233H54V231H61V233H62V230L60 229V228H64L65 227V225H69L70 227H71V225L73 226V225H79L80 226V228H81V226H85V227H98L99 228V232H96V233H100V234H103V232L101 233V231L103 230L104 232H105V230L107 229V228H104V224L105 225H107V224H110V227H114V228H116V229H114V231L116 230V233L118 234V237H120V245H122V243H123V245H124V248H122V246H120V247H118V249H116V251H115V249H113V250H111L112 248H116L117 246H119V245H117L116 247H110V245L109 244H107L108 246H109V249L108 250H111V251H113V254H115V256H116V258H124L123 260H121V261H124V260H126L127 259V256H131L130 255V252L129 251H133V253H134V255H133V253H132V256H136V257H138L140 260H143V261H145V263H149V264H210V263H212V262H209L208 261V259L206 260V258H208V254H209V252L208 253H204L205 252V250H203L202 249V247H201V245H200V247H201V249H202V251L203 252H200L199 250H195V249H193L190 245H191V243H190V238H188V235H189V232H187V233H185V232H183L184 231V229H183V227H181L182 229H180V228H178V229H180V230H178L177 229V227L178 226H176V224L175 223H173L174 221H173V219H172V221L173 222H171V217L169 218L168 217V214L170 215L171 214V212L170 213H166V215L165 214H163V213H160L159 212V209L161 208H159V206H158V204L154 201V196L155 197H157V198H160L161 196H163V198H164V202L162 203V204H160V205H163V208H164V206L165 205H167L169 208H170V210L172 209L173 210V208H171V207H174V205H177V204H175L174 203V201H175V199H177V197H176V194L178 195H181L180 193H184V189L186 190V188H190V186H186V188L184 187V188H182L183 186V184H185V182H187V185H188V182H189V180H190V178H188V179H186L187 177H189L190 175H191V170H192V179H193V177L195 178V176L193 175V173L194 174H196V172H199L201 169V167L203 168V170H204V172H205V169L207 170H209V172L208 173H206L205 172V174H209V176L211 177V179L212 180H214L215 179V181H217L216 183H215V181H214V183H213V181L210 179V177L208 178L209 180H211L210 181V183H213V185L212 186H209V185H207L206 186V182H207V180L206 179H204L207 175H205L204 173H202V170H201V173L199 174L200 176L203 174V175H205L204 177H203V179H204V181L202 182V180H201V183H199L201 186H202V190H204L205 188H207L205 191H202L201 190V186H199L198 188H199V190L203 193H205V192H207L208 194H210V195H208L207 193V195H205L204 193V195L201 193V195H203L202 197L203 198H206V197H204V196H207V198L206 199H204V201H202V199H201V195L199 196L198 195V193H199V191L197 190L198 188H194L193 187V189H195L198 193H195L196 191H194V195H193V191H192V189H191V191H190V189L188 188V190L189 191H185V192H187L188 193V198H190L191 196H193V197H191L192 199L195 197V196H199L200 197V199L198 198V197H195V199H194V201H192V199H191V201L192 202H190V201H185V200H187L188 198H186V197H184V195H182L185 199H184V203H186V204H184V205H186L185 207H187L188 205H190V207H191V205L196 209V208H198V207H200L199 209L202 211L203 210V214L205 213V214H207L208 216V218H204V221L202 220L203 219V217H204V215H202V219L200 220L199 219V217H197V219H199L200 221H202V222H199L200 223V225H199V223H197L199 220H197L196 218H195V220H197V222L194 220V217H195V215L197 214L196 213V211L197 210H195V209H192V207L189 209V207H187L186 209V211L184 212V211H179L178 210V206L179 205H177L176 207H174V209H176L177 210V213H175L178 217H180V218H178V219H180V223H181V221L184 223V222H186V224L188 225V211H190V210H194L195 211V213H194V211H190V215L193 213V214H195L194 215V217L191 215V220L192 221H195L196 223H197V225H199V226H197L196 224H195V222H192L191 224H192V226H194L195 225V228L193 227V228H189L185 223H184V225H185V227L187 226V229L189 228V230L191 231V232H194L195 234H196V237H204L203 235H205V238L207 237V236H210L211 237V239H212V237H214L215 236V234H213V235H210L211 233H207V226L208 225H211V229H212V227H213V229L212 230H210V231H216V229H219V228H222V226H223V230H225V232L227 233H225L224 232V235L222 234L220 237L222 238V239H220L219 237H217L216 238V236H215V239L213 240V242L211 243V241L209 242V239H210V237H207L208 239H206L208 242L207 243H211V246H210V244H207L208 246H210L209 248L211 249V251H212V248H213V251L212 252H214L212 255H215V260H217V258H218V260H219V264H228V262L229 261H227V263L225 262V260H228L227 258L228 257H231L230 255H228V257L226 256H224V255H221V256H224V258H226V259H224V261L222 260V258H221V256L219 255V254H222V252H223V248H221V245L219 246V243L220 244H223L224 243V245L226 244V246H230V247H227V249L228 250H231V251H234L233 250V247H232V245L234 246V248H235V244H237V243H239L240 241V243H239V245L241 246H238L236 249H237V252H238V254H240V252L242 253H244V252H248L249 253V251L250 250H253L252 248H251V246L249 245L250 243H249V241H248V243L246 242V240H247V238H249V240H252V235H257L255 232H257V231H255V230H257V228L255 229V228H253L254 227V225H255V223H256V226L259 224V214L261 213L260 211L261 210H263L262 211V215L264 216V154L262 153V151L260 150V151H258V147L259 146H257V150H255V151H253V149L252 150H248L249 148V146H251V145H247V144H245L244 143V145H243V143H241V142H239V137L237 138L236 137V135H237V133H231V130H230V132H228L229 130V128L227 129L226 128V130H228V131H226L225 129H223V128H221V124L219 123V122H217L218 124H220V126L216 123V121L215 120H213V118H215V117H213V116H215V112H212V111H210L211 110V108L208 110L207 108H205V107H208V105H210L209 103H208V105H206V106H203V108H204V110H202V109H200L201 111H204L203 112V114H205V116H203L205 119H202V120H206V122H207V127H208V129H209V134L211 135V138L209 139V138H203L202 139V137H201V135H202V133H200V132H202V131H200V130H202L201 128H199V125H198V128H196V127H193L194 125H191L193 128H196V132H197V130L199 131V132H197V133H199V134H201L200 135V137H198L199 139L197 140V138H196V143L197 144H195L194 143V145H192V143H191V145L192 146H187V145H183V144H181L180 142H182V140H181V138H179L180 140V142H178V143H180L181 144V146H179V151H174V150H171V151H173V152H169V154H168V147H166V146H164V147H160V149H158L159 148V145H158V147L157 148H155V149H151V147H150V149L147 147V150H144V146H142L141 148H138L137 146H126V145H128L130 142H129V140H126V138L124 137V136H119V137H116V138H114V139H111V140H108L107 141V144L108 143H110V144H116V145H118V144H120L119 146H106V143H105V140H104V143H102L103 145L105 144V146H98V148L97 149H94V150H92L91 152H89V154L87 153V155H88V157H86L85 156V152H83V150L84 149H82L81 148V150L80 151H82V152H80V153H82V156H81V154H79L80 155V159H81V157H84V159L82 158V160H80L78 157V154L77 153H79V151L77 150V152H72V151H74L75 149L73 148V150L71 151V149H72V147H76V145H79L78 143L77 144H75V142L73 143V144H75V145H73V146H71V145H69L68 144V142L66 141V135H71V133H76L77 132V134H79L78 133V131L77 130H79L80 131V126L78 125V122H77V120L76 119H74L73 117H72V115L70 116L69 115V117H68V115H66V114H62V117L61 118H56V117H54V118H51L50 120H47V121H45V120H43V119H45L44 117H48V116H50L49 114H47L49 111H50V113H51V108H50V106H46V105H42V104H40V102H36V101H32V102H25L24 101V99L22 98V99H19L18 97V100L17 99H15L14 97H16L17 95H16V93L13 91ZM196 91V90H195ZM244 91V90H243ZM17 92H18V90H17ZM75 92V91H74ZM103 92V91H102ZM138 92V91H137ZM149 92V91H148ZM147 92V93H148ZM154 92H156V94H157V91H154ZM177 92V91H176ZM185 92V91H184ZM183 91H182V93H184ZM188 91H186V93H187ZM194 91H192L191 93H193ZM206 92V91H205ZM224 92V91H223ZM229 92V91H228ZM227 92V93H228ZM245 92V91H244ZM248 92H250V91H248ZM247 92V93H248ZM19 93V92H18ZM89 93V92H88ZM150 93V92H149ZM161 93V92H160ZM190 93V94H191ZM226 93V92H225ZM237 93V92H236ZM20 94V95H21ZM101 94V93H100ZM150 94V96L152 97V99H155L157 96H158V94H157V96H156V94H155V98L152 96ZM169 94V93H168ZM172 94V93H171ZM176 94V93H175ZM175 94H173V96L175 95ZM178 94L179 93H177L176 95L178 96ZM185 94V93H184ZM187 95V96H189V98H190V96L192 95ZM205 94V93H204ZM207 94V93H206ZM16 95V96H15ZM71 95V94H70ZM116 95V94H115ZM126 95H127V92H126ZM132 95H134V94H132ZM195 95V94H194ZM239 95V94H238ZM172 95H170V97H171ZM176 96V97H177ZM180 96H182L181 94H180ZM185 96V95H184ZM234 96V95H233ZM22 97V96H21ZM165 98L167 97L168 98V96H164ZM179 97V96H178ZM183 97V96H182ZM182 97H180V99H182V101H183V98ZM206 97H207V95H206ZM250 97V96H249ZM248 97V98H249ZM103 98H104V96H103ZM108 98V97H107ZM115 98H117V97H115ZM188 98V97H187ZM198 97H197V95H196V98H194V99H197ZM202 100H201V99ZM199 99L201 100V102H203V100L205 99V97L204 98H202V97H200ZM220 98V97H219ZM241 98H242V96H241ZM245 98V97H244ZM2 99V98H1ZM185 99V98H184ZM236 99V98H235ZM3 100V99H2ZM178 100H179V98H178ZM193 100V99H192ZM205 100H207L208 101V99H205ZM211 100V99H210ZM237 100V99H236ZM3 101H5V100H3ZM18 101V102H17ZM189 102L190 100L188 99H186V102ZM195 101V102H194ZM194 101H192V102H194V103H196L197 101L196 100H194ZM199 101V100H198ZM206 101V102H207ZM221 101V100H220ZM225 101H227V99H225ZM237 101H240V100H237ZM243 101V100H242ZM242 101H241V103H242ZM257 101V100H256ZM260 101V100H259ZM151 102V101H150ZM153 102H155V101H153ZM200 102V101H199ZM199 102L197 103L200 107L202 106V104H201V102H200V104H199ZM205 102V103H206ZM222 102V101H221ZM235 103H236V101H234ZM253 102V101H252ZM255 102V101H254ZM253 102V103H254ZM4 103V102H3ZM204 103V104H205ZM211 103V102H210ZM225 103H227V102H225ZM230 103H231V101H230ZM249 103V102H248ZM248 103H247V105H248ZM252 103V106L255 104H253ZM259 103V102H258ZM257 103V104H258ZM136 104H137V102H136ZM178 104V103H177ZM185 104V103H184ZM196 104V105H197ZM222 104V103H221ZM234 104V103H233ZM244 104V103H243ZM7 105V104H6ZM160 105V104H159ZM159 105H157V109H158V107H159V109H161L160 108V106ZM164 105H165V103H164ZM176 105V104H175ZM189 105V104H188ZM261 105V104H260ZM9 106V105H8ZM154 106V105H153ZM190 106V105H189ZM231 106V105H230ZM233 106V105H232ZM11 107V106H10ZM165 107V106H164ZM194 107V106H193ZM210 107V106H209ZM216 107V106H215ZM218 107V106H217ZM220 107V106H219ZM225 107V106H224ZM223 107V108H224ZM243 107V106H242ZM241 107V108H242ZM261 107V106H260ZM13 108H14V105H13ZM138 108V107H137ZM156 108V107H155ZM163 108V107H162ZM188 108V107H187ZM222 108V109H223ZM231 108V107H230ZM234 108V107H233ZM237 108H239V107H237ZM245 108V107H244ZM126 109V108H125ZM130 109V108H129ZM158 109V110H159ZM190 109H191V107H190ZM198 109V108H197ZM207 111H206V110ZM221 109V110H222ZM227 109L228 108H226L225 110L227 111ZM138 110V109H137ZM163 110V109H162ZM234 111H235V109H233ZM255 110H257V109H255ZM261 110V109H260ZM262 110H264V109H262ZM127 111V110H126ZM155 111V110H154ZM160 111V110H159ZM159 111H156V112H159ZM186 111V110H185ZM191 111V110H190ZM189 111V112H190ZM199 111V110H198ZM201 111H199V112H201ZM210 111V112H209ZM224 111V110H223ZM223 111H222V113H223ZM258 111V110H257ZM54 112H57V109H55L54 110ZM63 112H64V109H63ZM66 112V111H65ZM211 114H214L213 116H212V114H211V116L209 115V113ZM221 112V111H220ZM260 112V111H259ZM13 113V112H12ZM68 113V112H67ZM124 113V112H123ZM160 113V112H159ZM162 113H163V111H162ZM218 113V112H217ZM240 113V112H239ZM3 114V113H2ZM51 114H53V113H51ZM114 114V113H113ZM200 114H202V112L200 113ZM202 114V115H203ZM245 114V113H244ZM256 114V113H255ZM10 115V114H9ZM180 115V114H179ZM201 115V116H202ZM221 115V114H220ZM250 115V114H249ZM252 115V114H251ZM52 116V115H51ZM122 116H124V115H122ZM258 116V115H257ZM3 117V118H2ZM2 117H0V124H8L9 122H12L13 123V121H11V119H8L9 118V116H7V115H4V116H2ZM112 117H113V115H112ZM179 117V116H178ZM187 117V116H186ZM213 117V118H212ZM217 117V116H216ZM223 117V116H222ZM250 117V116H249ZM254 117V116H253ZM11 118V117H10ZM160 118V117H159ZM173 118H174V116H173ZM221 118V117H220ZM238 118V117H237ZM236 118V119H237ZM240 118V117H239ZM247 118V117H246ZM245 118V119H246ZM255 118V117H254ZM257 118V117H256ZM263 118V117H262ZM261 118V119H262ZM113 119V118H112ZM118 119V118H117ZM128 119V118H127ZM155 119V118H154ZM182 119V118H181ZM188 120H189V116H188V118H187ZM191 119V118H190ZM222 119H224V118H222ZM229 119H230V117H229ZM244 119V120H245ZM16 120V119H15ZM105 120V119H104ZM114 120V119H113ZM166 120V119H165ZM177 120H178V118H177ZM186 120V119H185ZM198 119H196V121H197ZM201 120V121H202ZM216 120H218L217 118H216ZM226 120V119H225ZM243 120V121H244ZM255 120V119H254ZM257 120V119H256ZM21 121V120H20ZM163 121V120H162ZM182 121V120H181ZM180 121V122H181ZM192 121H193V119H192ZM227 121V120H226ZM229 121V120H228ZM232 121V120H231ZM261 121H263V119L261 120ZM260 121V122H261ZM165 122V121H164ZM187 122V121H186ZM189 122V121H188ZM203 122V121H202ZM205 122V121H204ZM223 122V121H222ZM221 122V123H222ZM233 122V121H232ZM241 122H242V120H241ZM259 122V121H258ZM118 123V122H117ZM143 123V122H142ZM159 123V122H158ZM189 123H191V122H189ZM224 123H226V122H224ZM229 122H227V124H228ZM237 123V122H236ZM240 123V122H239ZM6 124H5V126H6ZM11 124V123H10ZM10 124H8L7 125V127H5V128H8V126L10 125ZM109 124V123H108ZM146 124H147V122H146ZM182 124H184L185 125V127H187L188 128V125H187V123H180L179 125V127L181 128L183 125ZM192 124V123H191ZM230 124V123H229ZM261 124H263V123H261ZM121 125V124H120ZM187 125V126H186ZM231 125V124H230ZM249 125H250V123H249ZM97 126V125H96ZM136 126V125H135ZM159 126V125H158ZM227 126V125H226ZM10 127H13V126H9V128L8 129H10L9 130V132H13V130H12V128H10ZM52 127V128H51ZM150 127V126H149ZM161 127V126H160ZM178 127V128H179ZM234 127V126H233ZM241 127H242V125H241ZM241 127H238V128H241ZM244 127V126H243ZM245 127H247V125L245 126ZM259 127V126H258ZM14 128V127H13ZM96 128V127H95ZM126 128H128V127H126ZM133 128V127H132ZM137 128H139V127H137ZM157 128V127H156ZM175 128V127H174ZM191 128V127H190ZM237 128V129H238ZM99 129V128H98ZM129 129V128H128ZM136 129V128H135ZM152 129V128H151ZM151 129H150V131H151ZM176 129V128H175ZM184 127H182V130L180 129V131H182V132H184ZM189 129V128H188ZM188 129H185V133L188 131ZM200 129V130H199ZM235 129V128H234ZM243 129V128H242ZM262 129H264V128H262ZM130 130V129H129ZM128 130V131H129ZM170 130V129H169ZM179 130V129H178ZM189 130H193L194 131V129H189ZM246 130H248V128L246 129ZM250 130V129H249ZM256 130V129H255ZM15 131H17V130H15ZM46 131V130H45ZM101 131H103V130H101ZM130 131H132V130H130ZM157 131H159V130H157ZM235 131V130H234ZM251 131H253V130H251ZM258 131V130H257ZM260 131H262V130H260ZM81 132V131H80ZM95 132V131H94ZM127 132V131H126ZM125 132V133H126ZM195 132V133H196ZM243 132H245L246 133V131H243ZM243 132H241V133H243ZM15 133H19V131L18 132H15ZM14 132H13V134H15ZM82 133V132H81ZM97 133V132H96ZM144 133V132H143ZM155 133V132H154ZM162 133H163V131H162ZM166 133H167V131H166ZM190 134H191V131L189 132ZM189 133H187L186 135L188 136V134ZM193 133V132H192ZM197 133L196 134H194V135H196L195 137H197ZM247 133H248V131H247ZM257 133H259V132H257ZM12 134V135H13ZM21 134H22V136L23 135H26L27 134V132L26 131H23V132H21ZM76 134V135H77ZM168 134V133H167ZM198 134V135H199ZM255 134V133H254ZM261 134H263V133H261ZM15 135H17L18 136V134H15ZM84 135V134H83ZM112 135V134H111ZM154 135V134H153ZM193 135V134H192ZM193 135V136H194ZM253 135V134H252ZM258 135V134H257ZM81 136H82V134H81ZM157 136V135H156ZM168 136V135H167ZM170 136V135H169ZM172 136V135H171ZM174 136V135H173ZM178 136V135H177ZM182 136V135H181ZM190 136V135H189ZM189 136H188V139H190L189 138ZM207 136V135H206ZM245 136V135H244ZM255 136H256V134H255ZM89 137V136H88ZM152 137V136H151ZM154 137V136H153ZM162 137V136H161ZM163 137H165V136H163ZM175 137V136H174ZM183 137V136H182ZM191 137V136H190ZM250 137V136H249ZM248 137V138H249ZM80 138V137H79ZM82 138V137H81ZM90 138H92V137H89V139ZM98 138H100V137H98ZM167 138V137H166ZM194 138V137H193ZM244 138V137H243ZM243 138H241V139H243ZM14 139H16V138H14ZM48 139V140H47ZM54 139H57V140H54ZM103 139V138H102ZM126 141H125V140ZM129 139V138H128ZM132 139V138H131ZM138 139V138H137ZM153 139V138H152ZM155 139V138H154ZM175 139V138H174ZM187 139V137H185L184 138V140L183 141H185V140H188ZM202 139V140H201ZM259 139V138H258ZM261 139V138H260ZM263 139V138H262ZM10 140V139H9ZM176 140L178 141V139L176 138ZM176 140H174V141H176ZM12 141H13V139H12ZM16 141V140H15ZM15 141L13 142V143H15ZM85 141V140H84ZM131 141H133V140H131ZM139 141H140V139H139ZM189 141H193V140H188V141H185L184 143L185 144H187L186 142H188L189 143ZM198 141V142H197ZM36 142H39V140H36ZM82 142V141H81ZM141 142V141H140ZM145 142V141H144ZM158 142V141H157ZM172 142V141H171ZM260 142V141H259ZM94 143V142H93ZM175 143V142H174ZM199 143H202V144H199ZM247 143H248V141H247ZM48 144H50V146H46V145H48ZM68 144V145H67ZM121 144H123V146L121 145ZM124 144H126L125 146H124ZM132 144V143H131ZM135 144H138V143H135ZM146 144V143H145ZM190 144V143H189ZM188 144V145H189ZM226 144H227V147L228 148H230L229 149V151L227 152V155L225 154L226 153V150H225V153H224V151H222L221 153H220V151L217 153V151H216V149H215V151H214V148H216V147H218V148H220L219 146H226ZM250 144H252V142L250 143ZM13 146H10L7 150L9 151V152H17V151H21V153L22 152H25L23 149H21V148H18V147H15L14 146V144H12ZM26 145V144H25ZM64 145H66V146H64ZM154 145H156V143L154 144ZM176 145H178V144H176ZM33 146V147H32ZM36 146H40V147H42V148H38V147H36ZM82 146V145H81ZM149 146H150V144H149ZM163 146V145H162ZM173 146H174V144H173ZM85 147H86V145H85ZM172 147V146H171ZM170 147V148H171ZM226 147V148H227ZM254 147V146H253ZM77 148H79L78 146H77ZM88 149H89V147H87ZM91 148V147H90ZM95 148V147H94ZM112 148H113V150H112ZM142 148H143V150H142ZM175 148H178V146L176 147L175 146ZM227 148V149H228ZM248 148V149H247ZM260 148V147H259ZM87 149V150H88ZM126 150L125 151V154H123L124 152V150ZM149 149V150H148ZM167 149V150H166ZM251 149V148H250ZM255 149V148H254ZM260 149H262V147L260 148ZM86 150V149H85ZM86 150V151H87ZM115 150H121L120 152L121 153H119L118 151L116 152ZM123 150V151H122ZM170 150V149H169ZM178 150V149H177ZM212 151V152H209V151ZM223 150H224V148H223ZM76 151V150H75ZM206 151H208L209 153H207ZM214 151V152H213ZM70 152V153H69ZM175 152V153H174ZM178 152V153H177ZM68 153V155H72V153L73 154H76L74 157L75 158H77L76 160H75V158H73L72 157V159H74L73 161H76V162H73L72 163V160H71V158H66V156L68 157V155H66ZM83 153H85V154H83ZM91 153V154H90ZM206 153L208 154V156L210 155V154H212V155H214L215 154V157H218L219 158V156H220V154H223V156L225 155V157H224V162H225V165H226V167L225 166H223L221 163V161H222V159L223 158H221V159H218V158H216L217 160H219L220 162H219V164L220 165H222V166H217V165H219L217 162H215L214 161V157H211V155L209 156V157H211V158H209L207 155H206ZM214 153V154H213ZM216 154H218L217 156H216ZM65 155V156H64ZM84 155V156H83ZM89 155H91V156H89ZM78 156V157H77ZM1 157V156H0ZM206 157L209 159L208 160V164H212V163H214L215 162V164H217V165H212V167H211V165L209 166V165H206L207 164V159H206ZM222 157V156H221ZM193 158H194V160H195V162L193 161ZM66 159H70V161L69 160H67L68 161V163H71V164H74V165H72V166H74V170H71L72 171V173H69V172H71L70 171V169H72L71 168V166H70V168H69V166H68V168H67V166H66V168L69 170V172L63 167V169L64 170H66V171H64V172H66L65 174H70L68 177H67V175H65V174H63V175H65L66 177L64 178L63 177V179H62V173H60L59 175H61V178H60V176L58 177V178H54V180H53V178H51V177H53V174H54V177L56 176L57 177V175H55V172H53V171H56L57 170V168H58V166H59V168H60V165L61 166H65V164L64 165H62L61 163H66V162H64ZM192 159V160H191ZM211 159H213V160H211ZM101 160H103V161H106L105 163L104 162H101ZM210 161H213L212 163L210 162ZM192 162H194L193 163V165H192ZM2 163V162H1ZM224 164V163H223ZM227 164H229V165H227ZM2 165V164H1ZM22 165H24V164H22ZM67 165V164H66ZM144 165V166H143ZM195 165H197L196 167L197 168H199L200 170L199 171H197V170H195V171H193L194 169H197L196 167H195ZM201 165V166H200ZM145 167V171L147 172V176H148V180H146V181H140V179L138 180L137 179V177H139V176H136L137 175V173H134L133 175H131L130 174V172H127V169L129 168V170L131 171V169L132 168H134V167ZM193 166L194 167V169H193V167L191 168V167ZM227 166H229V168L231 169V170H228V168H227ZM11 167V166H10ZM136 167V168H137ZM140 167V168H141ZM207 167V168H206ZM211 167V168H210ZM2 167H0V170H1V172H2V169H1ZM4 168V167H3ZM58 168V169H59ZM137 168V169H138ZM139 168V169H140ZM191 168V169H190ZM142 169V174H143V172H145V171H143V168H141ZM141 169H140V171H141ZM59 170H61L62 171V167H61V169H59ZM58 170V171H59ZM128 170V171H129ZM58 171H56V174H57V172ZM60 171V172H61ZM139 171V170H138ZM138 172V173H140L141 174V172ZM0 172V173H1ZM127 172V173H126ZM134 172V171H133ZM7 173V174H6ZM53 173V174H52ZM128 173H129V175H128ZM49 174H51V176L49 175ZM136 174V175H135ZM198 174V173H197ZM196 174V175H197ZM48 175L50 176L49 178H48ZM131 175V176H130ZM199 175H197L198 177H199ZM202 175V176H203ZM136 178H135V177ZM142 177H143V175H141ZM46 177H47V179H46ZM134 177V178H133ZM208 177V176H207ZM206 177V178H207ZM197 178V177H196ZM195 178V179H196ZM48 179H49V181H51L50 179H52V182L54 181L55 182V184H53V185H55V186H50V185H52V183L50 182V183H47L48 182ZM57 179H59L58 181H57ZM178 179H184V180H182V183L183 184H181V182L180 181H177V183L179 182L181 185L180 186H182L181 188L180 187H178V185L176 184V185H173V184H175V180H178ZM195 179H194V181H195ZM201 179V178H200ZM47 180V181H46ZM144 180V179H143ZM188 180V181H187ZM196 180H199V179H196ZM206 180V181H205ZM46 181V183L49 185V186H46V184L44 183ZM200 181V180H199ZM14 182H16L17 184H16V186H19L20 188H24L23 189V191H26L25 193H28L27 195L29 196L30 195V197L32 196H34L35 195V197H36V201L37 202H40V205H42L41 207L42 208H44V209H46V213H44V212H42V213H34V211L33 212H31V214H30V212H22V213H24V215H21L22 217L21 218H19L20 217V215L19 216H17V215H15V213H17L18 214V212H16L17 211V209H19L20 207H19V205L18 206H16V205H12L11 204V202H12V200L10 199L11 197V194H9L8 192H7V190L5 189V188H7V187H5V185L7 186L8 185V183L10 184V183H14ZM53 182V183H54ZM57 182V183H56ZM174 182V183H173ZM190 182H192V181H190ZM196 182V181H195ZM195 182H193V183H195ZM205 182V183H204ZM193 183H191V185L193 184ZM203 183V184H202ZM209 183V184H210ZM197 184H198V181H197ZM197 184H195V186L197 185ZM204 184H205V186H204ZM207 184H208V182H207ZM12 185V184H11ZM14 185V184H13ZM12 185V186H13ZM15 186V185H14ZM15 186V187H16ZM22 186V187H21ZM174 188H173V187ZM193 186V185H192ZM192 186H191V188H192ZM176 187H178V188H176ZM203 187H205L204 189H203ZM9 188V187H8ZM7 188V189H8ZM12 188V187H11ZM13 189V188H12ZM11 189V191H9V192H11L12 193V191L14 190H12ZM15 191H16V189H15ZM182 191V192H181ZM14 192V191H13ZM180 192V193H179ZM189 192H190V194H189ZM17 193V192H16ZM19 193V192H18ZM30 193V194H29ZM216 194H220V195H218V196H220V197H217L216 196ZM25 196H26V194H24ZM12 196H14V195H12ZM28 196H26L27 198H28ZM182 196H180V198L182 197ZM214 196H216L218 199H216V197H214ZM31 197V198H32ZM174 197H175V199H174ZM12 198H14V197H12ZM31 198H28V199H31ZM179 198V197H178ZM18 199V198H17ZM33 199V198H32ZM182 199V198H181ZM180 199V200H181ZM197 199V200H196ZM215 199V200H214ZM14 201H15V198L13 199ZM163 200V199H162ZM174 200V201H173ZM190 200V199H189ZM195 200L196 201H199V202H195ZM206 200V201H205ZM214 200V201H213ZM217 200V201H216ZM17 201V200H16ZM16 201H15V203H16ZM161 201V200H160ZM178 201V200H177ZM216 201V202H215ZM34 202V201H33ZM203 202V203H202ZM21 203V202H20ZM160 203V202H159ZM179 203H183V201L181 200V202H178V204ZM191 203H193V204H191ZM174 204V205H173ZM217 204L219 205L218 207H217ZM23 205H25V204H23ZM44 206V207H43ZM167 206H165V207H167ZM214 206L216 207V208H214ZM221 206H222V208H221ZM24 207V206H23ZM36 207V206H35ZM237 207L239 208V210H236L235 211V209H237ZM17 208V209H16ZM26 208V207H25ZM28 208V207H27ZM163 208H162V210H163ZM180 208V207H179ZM219 208H221L220 210L222 211L221 212V214H217L216 212H217V210L216 209H218V212L220 211L219 210ZM229 208H230V210H229ZM235 208V209H234ZM252 208H254V209H252ZM16 209V210H15ZM29 209H30V207H29ZM29 209H27L28 211H30ZM40 209V208H39ZM43 209V210H44ZM184 209V208H183ZM189 209V210H188ZM213 209H215V211L216 212H214V210ZM234 210V211H232V210ZM252 209V210H251ZM6 210H8V211H6ZM14 211L15 210V212L13 213L14 215H13V217H12V213L11 214H9L11 211ZM20 210H21V208H20ZM24 210H26V209H24ZM171 210V211H172ZM176 210H173L174 212L176 211ZM254 210V211H253ZM255 210H257V211H255ZM22 211H23V209H22ZM31 211H32V209H31ZM173 211H172V213H173ZM251 211H253L254 212V214H252V213H250ZM7 212H9L8 213V215H7ZM21 212V211H20ZM19 212V214H21ZM188 212V213H187ZM257 212H259V214L258 215H256L257 214ZM201 213V212H200ZM223 213V214H222ZM250 213V214H249ZM256 213V214H255ZM11 215V216H10ZM172 215V214H171ZM174 215V214H173ZM172 215V217H174ZM251 215H253V218H254V215H255V217L256 218H254L253 219V221H250V220H252V217H251ZM261 215V214H260ZM17 216V218H15ZM258 216V217H257ZM176 217V216H175ZM174 217V218H175ZM181 217H182V219H181ZM205 217H206V215H205ZM262 217V216H261ZM5 220H4V219ZM19 218V220H17V221H15V219H18ZM250 220H249V219ZM205 219H207V220H205ZM209 219V220H208ZM234 219H236V221L237 222H235L234 221ZM238 219V220H237ZM247 219H248V221H247ZM5 222H4V221ZM264 220V219H263ZM231 221V223H232V225H234V223H233V221L235 222V224L236 223H238V226L239 225H241L242 223H244L245 225H246V223L249 225L248 227L250 228V226H252V231H255L254 233H252V235H249V229H248V227H246L244 224V226H243V228H244V231H245V229L247 228V232L245 231V233L243 232V228H242V232L240 233V231H237V230H241V228H239L238 229V227L235 225L234 227L231 225V228L230 227H225V225L224 224H228L229 222ZM244 221V222H243ZM247 221V222H246ZM254 221H255V223H254ZM257 221V222H256ZM251 222H253V223H251ZM175 224V226H176V228H175V226L173 225V224ZM230 223V224H231ZM249 223H251V225L249 224ZM29 223H27V225H28ZM34 224V223H33ZM182 224V223H181ZM194 224V225H193ZM229 224V225H230ZM260 224H262V222H260ZM42 225H41V227H42ZM112 225V226H111ZM173 225V226H172ZM178 225V224H177ZM183 225V224H182ZM228 225V226H229ZM75 226H74V228H75ZM79 226H77V227H79ZM197 226V227H196ZM7 227H6V229H7ZM40 227V228H41ZM85 227H83V229H84V232H85ZM113 227H112V229H113ZM209 227V226H208ZM225 227V228H224ZM237 228V230L236 229H234V228ZM260 227V226H259ZM69 228V227H68ZM68 228H66V230L65 229H63V230H65V232L67 231V229ZM72 228V227H71ZM80 228H75V230L77 229L78 231L80 230ZM204 228H206V229H204ZM5 229V228H4ZM26 229V230H25ZM82 229V228H81ZM94 229V228H93ZM105 229V230H104ZM209 229H210V227H209ZM253 229H255V230H253ZM259 229V228H258ZM12 230V231H13ZM42 230V229H41ZM44 230V229H43ZM70 230V229H69ZM90 230V229H89ZM88 230V231H89ZM183 230V231H182ZM203 230H205V231H203ZM220 230V229H219ZM218 230V232L217 233H220V231ZM250 230V231H251ZM1 231V230H0ZM15 231H13L14 233H15ZM21 231V232H20ZM58 231V232H59ZM72 231V230H71ZM83 231V230H82ZM86 231H87V228H86ZM92 231V230H91ZM106 231H108V229L106 230ZM185 231H187V230H185ZM214 231L212 232V233H214ZM251 231V232H252ZM264 231V230H263ZM38 232V231H37ZM64 232V233H65ZM84 232H81V231H79L78 233L76 232V234H73V233H71V234H68V233H70V231H68V233H66V235L68 234V235H71L70 237H72V235H77V234H79V233H81L80 235H83L84 234V237L85 236H88V237H86L87 239H89V235H87V233H84ZM95 232L93 231L92 233L89 231V233H90V235L91 234H95ZM204 232V233H203ZM223 232V231H222ZM221 232V233H222ZM238 232L241 234H238ZM1 233V232H0ZM39 233V232H38ZM63 233V234H64ZM109 233V232H108ZM201 233H203V235L202 236H197V235H200ZM205 233H207V234H209V235H207V234H205ZM220 233V234H221ZM245 235H244V234ZM262 233V232H261ZM2 234V235H3ZM21 234H19V236H21ZM51 234V235H52ZM62 234V235H63ZM105 234V233H104ZM192 234V233H191ZM220 234H218V236L220 235ZM244 236H247L248 235V237H244ZM247 234V235H246ZM251 234V233H250ZM259 234V233H258ZM263 234V233H262ZM1 235V234H0ZM1 235V236H2ZM12 235H14V234H12ZM58 235H60V233H58ZM65 235V234H64ZM63 235V236H64ZM112 235V234H111ZM226 235V236H225ZM227 235L229 236L228 237V239L230 240V237L232 238V239H234V241H236L237 240V238H239L240 237V239H239V241H236L237 243H233L234 241H232V239L230 240L231 242H232V245L230 244V245H228V243H227V239H225V241H222L223 243H221V242H217V240L216 239H218L219 238V240L221 241V240H223V237H227ZM264 235V234H263ZM0 236V237H1ZM18 236V237H19ZM79 236V235H78ZM95 236V235H94ZM101 236V235H100ZM104 236H106V235H104ZM107 236H109L108 234H107ZM107 236L105 237V238H107ZM112 236H114V235H112ZM111 236V238H113ZM244 237L243 239L245 240H242V238L241 237ZM261 236V235H260ZM9 237H11V240L9 241ZM17 237V236H16ZM74 237H76V236H74ZM80 237V236H79ZM82 237V236H81ZM102 237V236H101ZM115 238H116V236H114ZM117 237V238H118ZM190 237V236H189ZM252 237V238H251ZM255 237V236H254ZM262 237V236H261ZM9 238V239H8ZM109 238V237H108ZM107 238V239H108ZM116 238V239H117ZM204 238V239H205ZM257 238V237H256ZM264 238V237H263ZM22 239V240H21ZM24 239V240H23ZM55 239V238H54ZM79 239V238H78ZM81 239H83V238H81ZM85 239V238H84ZM95 239V238H94ZM93 239V240H94ZM200 239V238H199ZM199 239H198V241H199ZM203 239V238H202ZM203 239V240H204ZM210 239V240H211ZM261 238H259V240H260ZM32 240V241H31ZM77 240V239H76ZM97 240V239H96ZM105 240V239H104ZM113 241V239H110V241ZM118 240V241H119ZM202 240V241H203ZM228 240V241H229ZM254 240V239H253ZM20 241H22V242H20ZM103 241V240H102ZM101 241V242H102ZM106 241V240H105ZM111 241V242H112ZM115 241H117V240H115ZM197 241V242H198ZM242 241H244V242H246V244L247 245H249L248 246V248H250V250H248L247 249V245L246 246H244L245 245V243L244 242H242ZM57 242V241H56ZM59 242V241H58ZM57 242V243H58ZM86 242V241H85ZM84 242V243H85ZM88 242H90V241H88ZM88 242H86V243H88ZM109 242V241H108ZM110 242V243H111ZM206 242V241H205ZM25 243V242H24ZM65 243H67V242H65ZM64 243V244H65ZM106 243V242H105ZM105 243H102V244H105ZM113 243H114V241H113ZM117 243V242H116ZM243 244V246L246 248V249H244L243 248V246H242V244ZM257 243H259V242H257ZM54 244H56V243H54ZM59 244V243H58ZM63 243H61V245H64ZM70 244V243H69ZM89 244V243H88ZM102 244H101V246H102ZM264 244V243H263ZM262 244V245H263ZM24 245H26L27 246V244H24ZM23 245V246H24ZM51 245V246H50ZM57 245V244H56ZM72 245V244H71ZM83 245V244H82ZM86 245V244H85ZM95 245V244H94ZM106 245V244H105ZM114 245H115V243H114ZM193 245V244H192ZM203 245H205V244H203ZM238 245V244H237ZM19 246V247H18ZM50 246V247H49ZM66 246V245H65ZM74 246H76V245H74ZM88 247H90L91 248V246H92V244L89 246V245H87ZM111 246H112V243H111ZM206 246V245H205ZM205 246L203 247V248H205ZM223 246V245H222ZM12 247V248H11ZM18 247V248H17ZM54 247H56V246H54ZM84 247V246H83ZM92 247H94V246H92ZM207 247V246H206ZM242 249V251H241V249ZM23 248V247H22ZM68 248V247H67ZM67 248H66V250H67ZM95 248V247H94ZM189 248H191V249H189ZM208 248V247H207ZM206 249V251L207 250H210V249ZM222 249V252H220L221 250H219V249ZM264 248V247H263ZM75 248H73L72 250H74ZM89 249V248H88ZM87 249V250H88ZM92 249V248H91ZM90 249V250H91ZM98 249V248H97ZM107 249H105V250H107ZM119 249H121V251L124 253V251L126 250L127 251V256L125 255L124 256V254L123 253H120L121 251L119 250ZM226 249V248H225ZM226 249V253L225 254H229V253H227V252H230V251H228ZM240 249V250H239ZM28 251V253H27V251ZM78 250V249H77ZM99 250V249H98ZM97 250V251H98ZM104 250V251H105ZM117 250H119V251H117ZM124 250V251H123ZM214 250H216L217 251V253H216V251H214ZM245 250V251H244ZM247 250V251H246ZM24 251H26V254H25V252ZM61 251V252H60ZM75 251V250H74ZM73 251V252H74ZM96 251V252H97ZM110 251V252H111ZM210 251V252H211ZM236 251V250H235ZM60 252V253H59ZM63 252H65V250L63 251ZM89 252V251H88ZM96 252H94V253H96ZM100 252V251H99ZM98 252V253H99ZM102 252V251H101ZM100 252V253H101ZM106 252V251H105ZM128 252H129V254H128ZM218 252H220V253H218ZM251 252V251H250ZM263 253H264V251H262ZM261 252V253H262ZM33 253H36L37 255H34ZM59 253V254H58ZM75 253L76 254H73V256L75 257V260H76V255H77V258L79 257V255H81L82 254V252H81V254H80V252H79V254H77V252L75 251ZM91 253V252H90ZM100 253H99V255H100ZM261 253H259V254H261ZM48 254V255H47ZM56 254H57V256H56ZM85 254V253H84ZM105 254V253H104ZM106 254H107V252H106ZM111 254H112V252H111ZM112 254V255H113ZM135 254H137V255H135ZM210 254V255H211ZM217 254V255H216ZM245 254V253H244ZM243 254V255H244ZM251 254L252 253H250V256H251ZM22 254H21V257L23 256ZM51 255H53V253L51 254ZM66 255H67V251H66ZM72 255V254H71ZM70 255V256H71ZM83 255V254H82ZM92 255V254H91ZM96 255V257H97V255L98 254H95ZM103 255V254H102ZM263 255V254H262ZM63 256H65V255H63ZM62 256V257H63ZM72 256V257H73ZM114 256V257H115ZM233 256L235 257H237V255H232V257H231V259L229 258V260H231L230 261V263L229 264H231V263H233L234 261L235 262H237L238 260H243V259H239V257L237 258V260H235V259H233ZM240 256H241V254H240ZM249 256V257H250ZM257 256V255H256ZM67 257V256H66ZM84 257H85V255H84ZM110 257H113V256H110ZM114 257H113V259H114ZM214 257V256H213ZM217 257V258H216ZM242 257V256H241ZM245 257H246V254H245ZM25 258V257H24ZM34 258V257H33ZM33 258H32V260H33ZM57 258L59 259V260H57ZM61 258V257H60ZM64 258V257H63ZM62 258V259H63ZM88 258V257H87ZM101 258V257H100ZM131 258H133V257H131ZM138 258H135V259H137L138 260ZM212 258V257H211ZM242 258H244V257H242ZM17 259L19 260V261H17ZM26 259V258H25ZM68 259H70V257L68 258ZM67 259V263H68V260ZM94 259V258H93ZM92 259V260H93ZM106 259V258H105ZM209 259H210V256H209ZM232 259H233V261H232ZM256 259H258V258H256ZM20 260H21V262H20ZM27 260H29V259H27ZM84 259H83V256L81 257H79L76 261H74V258H73V261L71 262L72 264H88V263H85V261H83ZM129 260H130V258H129ZM128 260V261H129ZM136 260V261H137ZM247 260V259H246ZM245 260V261H246ZM23 261V262H22ZM25 261V262H24ZM61 261V260H60ZM64 261H66V260H64ZM132 261H133V259H132ZM244 261V262H245ZM248 261V260H247ZM63 262V261H62ZM74 262V263H73ZM86 262H87V259H86ZM88 262L89 263H91L89 260H88ZM98 262V261H97ZM106 262H107V260H106ZM114 262V261H113ZM116 262V261H115ZM114 262V263H115ZM127 262V261H126ZM126 262H123V263H125L126 264ZM134 262V261H133ZM138 262V264L140 263L139 261H137ZM67 263H65V264H67ZM70 263V264H71ZM93 263V262H92ZM91 263V264H92ZM102 263V262H101ZM105 263V262H104ZM113 263V264H114ZM120 262H118L117 264H119ZM141 263H143V262H141ZM215 263V262H214ZM238 263H240V262H238ZM241 263H243V262H241ZM247 263V262H246ZM245 263V264H246ZM97 264V263H96ZM122 264V263H121ZM127 264H128V262H127ZM130 264V263H129ZM132 264V263H131ZM133 264H135V263H133ZM137 264V263H136ZM213 264V263H212ZM217 264H218V261H217ZM234 264V263H233ZM236 264V263H235Z\"/></svg>",
    "mask_w": 264,
    "mask_h": 264
}]
</instances>
